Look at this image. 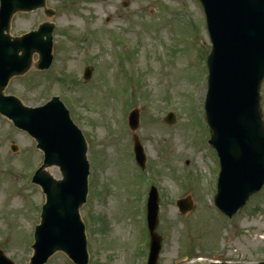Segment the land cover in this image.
Listing matches in <instances>:
<instances>
[{
	"label": "rangeland",
	"instance_id": "rangeland-1",
	"mask_svg": "<svg viewBox=\"0 0 264 264\" xmlns=\"http://www.w3.org/2000/svg\"><path fill=\"white\" fill-rule=\"evenodd\" d=\"M45 9L16 14L10 34L17 37L54 23L52 65L38 71L34 55L30 70L12 78L4 93L33 108L59 96L86 137L91 173L81 217L89 264L147 263L149 237L142 214L151 186L162 193L158 264L207 263L213 257L263 262L264 187L231 220L211 207L219 175L204 109L212 45L198 1L46 0ZM111 58L120 59L118 65ZM87 66L93 69L89 81L83 79ZM260 97L264 121V82ZM133 109L141 118L135 132L128 127ZM169 111L176 117L173 125L164 120ZM10 128L0 115V250L16 264H29L45 202L31 177L43 154L34 140ZM135 134L146 154L143 171L135 165ZM45 171L62 177L56 167ZM179 197L193 203L186 215L176 205ZM65 259L59 252L47 264H68Z\"/></svg>",
	"mask_w": 264,
	"mask_h": 264
},
{
	"label": "water",
	"instance_id": "water-1",
	"mask_svg": "<svg viewBox=\"0 0 264 264\" xmlns=\"http://www.w3.org/2000/svg\"><path fill=\"white\" fill-rule=\"evenodd\" d=\"M201 2L213 43L207 62L210 75L205 108L213 131L210 143L216 148L222 167L217 204L232 217L264 185V124L260 105L264 81V0ZM45 3L46 0H1L0 113L35 138L45 154L44 164L33 179L42 187L47 202L35 234L31 264H44L59 250L79 264H87L85 226L80 217L90 174L85 137L59 98L40 108H28L16 97L3 93L12 77L30 69L35 53L39 54L37 69H48L52 63L54 25L44 24L37 32L21 38L9 34L15 13L43 8ZM47 14L54 12L47 10ZM91 76L92 70L88 68L84 78L89 80ZM139 118L137 111L129 117L133 132L139 128ZM174 121L173 115L166 118L168 124ZM134 142L137 162L144 168L145 156L137 135ZM53 166L59 167L62 180L45 171ZM178 206L183 214L194 209L189 200L179 202ZM158 214V197L153 190L148 214L152 238L148 264H157L160 256ZM0 264L12 263L0 253Z\"/></svg>",
	"mask_w": 264,
	"mask_h": 264
}]
</instances>
